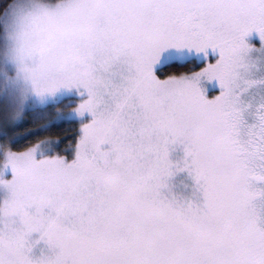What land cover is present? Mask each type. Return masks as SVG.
Masks as SVG:
<instances>
[{"label":"snow or ice","instance_id":"snow-or-ice-1","mask_svg":"<svg viewBox=\"0 0 264 264\" xmlns=\"http://www.w3.org/2000/svg\"><path fill=\"white\" fill-rule=\"evenodd\" d=\"M0 264H264V0H0Z\"/></svg>","mask_w":264,"mask_h":264}]
</instances>
